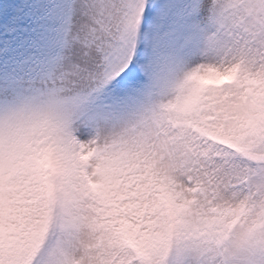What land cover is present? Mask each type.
Listing matches in <instances>:
<instances>
[{"label":"snow or ice","instance_id":"6c2138e0","mask_svg":"<svg viewBox=\"0 0 264 264\" xmlns=\"http://www.w3.org/2000/svg\"><path fill=\"white\" fill-rule=\"evenodd\" d=\"M0 264H264V0H5Z\"/></svg>","mask_w":264,"mask_h":264},{"label":"rangeland","instance_id":"374dc122","mask_svg":"<svg viewBox=\"0 0 264 264\" xmlns=\"http://www.w3.org/2000/svg\"><path fill=\"white\" fill-rule=\"evenodd\" d=\"M5 3V0H0V5H3Z\"/></svg>","mask_w":264,"mask_h":264}]
</instances>
